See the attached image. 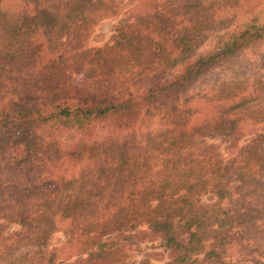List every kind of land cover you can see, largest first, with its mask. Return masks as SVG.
Segmentation results:
<instances>
[{
	"label": "rangeland",
	"instance_id": "rangeland-1",
	"mask_svg": "<svg viewBox=\"0 0 264 264\" xmlns=\"http://www.w3.org/2000/svg\"><path fill=\"white\" fill-rule=\"evenodd\" d=\"M0 1V13H11L18 26L8 54L0 46V112L11 116L54 102L137 95L219 48L233 32L264 22V0H82L68 9L52 0L49 14L61 21L50 33L45 8L34 0ZM6 25L0 20V36L8 35ZM31 42L39 47L37 67L26 52ZM55 72L62 77L53 78ZM120 124L87 138L69 128L31 131L1 123L0 264L33 258L42 264H264V198L253 205L260 211L253 212L254 228L233 232L231 245L217 246L216 258L202 261L207 234L200 245L188 242L191 213L218 203V184L236 197L243 172L262 175L264 44L213 66L178 100ZM75 140L95 144L97 158L61 172L59 153ZM21 160L22 171H14ZM26 168L35 171L34 182H27ZM237 211L247 214L241 206ZM162 221L170 229L157 225Z\"/></svg>",
	"mask_w": 264,
	"mask_h": 264
},
{
	"label": "trees",
	"instance_id": "trees-1",
	"mask_svg": "<svg viewBox=\"0 0 264 264\" xmlns=\"http://www.w3.org/2000/svg\"><path fill=\"white\" fill-rule=\"evenodd\" d=\"M51 1L52 0H34L36 4L45 8L41 14L45 16V19L47 16V25L51 29L50 33H56L60 30L59 25L61 17L58 14H49L50 10L48 7ZM80 2H82V0H56L52 3L65 4L67 6V8L66 6L65 8L68 9L70 4H78ZM14 16L18 19L22 17L18 14ZM9 18H14L11 13H0V20L6 19L7 23L5 26V32L8 33V35L0 36V46L6 53L9 52L8 45L12 43L13 38L17 37L16 31L18 30L16 19L14 23H10ZM54 21H57L59 25L54 24ZM42 23L43 26H46L45 20ZM61 28L64 29V27ZM41 35L36 34V37H41ZM262 44H264V22L253 21L245 28L237 30L226 37L219 48H214L213 50L206 52L203 56L187 60L178 73L170 80L157 83L148 89L142 90L137 95H127L125 97H116L110 98L109 100L94 101L76 105H71L65 102H54L46 105L33 106L28 109L21 108L16 111L12 110V116L10 115V112L2 111L0 112V125L1 123L2 125L6 123V127L13 126L14 128H26L31 131L39 128L45 129V127H48V131L54 130L58 127L69 128L72 132L78 133L81 137L93 138L97 129L99 130V128H102L110 123L117 121L118 123L121 122L119 128L127 127L131 123L138 120L143 110L149 111L155 109L159 105H167L169 102L178 100L182 94L191 89L193 83L198 81L201 76H203L204 73L213 66L223 61H229L232 58H236L240 54L249 51L255 45L259 46ZM37 51H39V47L37 45H34L32 42L30 44L28 43L26 50L27 56L31 60V65L35 67H37V62L33 61V59H35ZM44 65L45 63L42 62L40 66ZM62 75V73L55 72L53 74V78L57 76L62 77ZM185 132L182 134L186 135ZM256 138L257 137L254 136V142H251L245 150L248 152L249 150H253L254 144L257 141ZM65 148L66 150L64 152L61 150L59 153L63 160L56 165L61 167V172L80 166L95 157L97 158V156H95L97 153L95 151V144L93 143L89 144L88 142L75 140L68 142ZM12 149L11 154L13 155V158H15L19 155L20 151L15 146ZM11 157L12 156L10 155L9 159L6 161L7 163L10 162ZM22 163L23 160L15 162L14 171L20 170L21 172L23 169L21 167ZM31 170L32 168H26L25 175H28L27 182H34V180L37 179L34 176L35 171L31 175ZM225 171L227 175H231V173L228 174L229 168ZM39 172L37 171V173ZM260 172L262 174L260 178L255 176L245 178L244 174L246 175L247 172H243L244 174H241L239 178L241 179L240 187H237L236 194L233 193L236 197L249 200V202H251L250 207H246L244 203L239 205L238 203L241 198L232 196L229 192L230 189L227 188V186L218 184L215 190V196L218 198V203L203 210V212L191 213L190 222L194 224V229H189L190 233L188 242L198 243V245H200V235L202 234H207L208 240L210 241V244L208 245L209 249L204 252L202 261H206L211 257L216 258L221 255V252L217 250V246H219L221 250L231 245L230 237L233 232L236 231L237 235L242 236L241 234L243 232H247L248 230H251V228H254V224L252 222L254 220L253 212L260 211L253 205L256 204V199L258 200L264 198L263 166L261 167ZM13 175L17 179H21V175H19L18 172H14ZM4 194H7V188L4 189ZM225 197H229L226 200L228 202H223ZM3 200L4 199L2 198L1 201ZM224 205L227 209L224 208ZM238 206H241L247 214H239L237 211ZM24 219L25 218H23L22 221H24ZM165 222L166 221H162L157 225L162 224L164 228L170 229V225L168 224L167 226ZM205 224L207 225V232L204 231L206 227ZM156 229L160 230V228ZM262 231L264 233V229H262ZM168 238V242L173 243L176 241L170 236ZM205 239L207 240L206 237ZM262 239L263 240L261 241H264V237ZM174 246H176L174 248H176L177 253H179V246L176 242L174 243ZM259 248H263V246L259 245ZM197 251H200L199 248H197L194 252ZM13 258L17 257L13 256ZM182 259H177V261H181ZM44 261H46V259ZM42 263L43 262L41 260L35 261L33 258L27 264ZM220 264L228 263L223 262Z\"/></svg>",
	"mask_w": 264,
	"mask_h": 264
}]
</instances>
